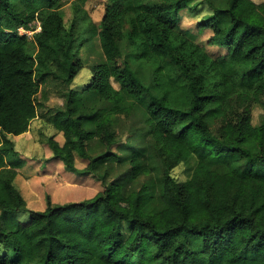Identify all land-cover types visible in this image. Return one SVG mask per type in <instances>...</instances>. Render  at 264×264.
Segmentation results:
<instances>
[{
  "label": "trees",
  "instance_id": "16d2710c",
  "mask_svg": "<svg viewBox=\"0 0 264 264\" xmlns=\"http://www.w3.org/2000/svg\"><path fill=\"white\" fill-rule=\"evenodd\" d=\"M70 1L67 28L60 9ZM85 1L0 0V264H264V118L253 122L254 107L264 108V2L197 0L208 8L199 26L213 28L209 44L227 49L212 57L177 26L196 0H104L99 24ZM35 23L32 36L19 31ZM93 41L104 61L78 90L79 52ZM53 91L63 103L51 109ZM85 92L112 107L95 109ZM136 103L164 166L159 210L147 211V185L125 193L112 182L92 198L14 218L27 207L14 184L22 160L10 136L44 116L64 136L63 144L49 137L54 156L78 170L79 154L89 160L81 171L106 182L100 162L121 157L112 151L115 117ZM93 140L100 156L88 148ZM137 150L132 178L151 171ZM214 156L229 158L224 171L209 167ZM190 159V176L177 180L172 170Z\"/></svg>",
  "mask_w": 264,
  "mask_h": 264
},
{
  "label": "rangeland",
  "instance_id": "374dc122",
  "mask_svg": "<svg viewBox=\"0 0 264 264\" xmlns=\"http://www.w3.org/2000/svg\"><path fill=\"white\" fill-rule=\"evenodd\" d=\"M255 1L264 2V0ZM189 6L193 9L187 8L181 12L177 23L178 29L203 45L212 57L225 54L227 52L225 47L210 45L208 42L213 34V28L199 26V23L208 13V8L199 4L197 0ZM104 7V0H86L83 4V9L87 12L88 17L98 24L104 14ZM60 13L64 18L66 27L70 28L75 17V5L72 1L65 4L60 9ZM39 29L40 24L35 23L34 29L24 30L20 28L19 31L32 36ZM79 57L82 69L75 77L72 87L82 90L91 81L93 65L104 61L99 42L93 41L85 44L79 52ZM113 84L116 88H120L116 81H113ZM84 95L88 104L96 105L95 109L97 106L101 109L112 107L110 103L98 105L100 102L95 93L85 92ZM131 101V98L127 97L125 103L128 104ZM62 103V95L57 91L51 92L47 106L52 109ZM146 116L145 106L142 103H136L128 115L120 114L115 117L113 126L118 134V142L112 147V151L121 157H110L100 162L98 172L105 174L106 171H109L106 182L97 174L81 171L89 163V160L82 158L79 154H76L78 170L68 169L61 158L54 156L49 144V137L54 136L60 144H63L64 136L61 132H57L44 116L33 119L26 133L10 136L17 152L16 157L22 160V166L16 168L17 175L14 184L26 201L27 207V211L15 213L14 218L19 221H26L30 218L29 211H43L49 203L59 205L92 198L104 189V183L112 182L121 183L125 193L147 185L154 195V200L150 203L147 211L159 210L162 207L160 195L163 187L164 166L150 143L148 128L145 124ZM263 118L264 108L255 106L253 122L258 124ZM87 127L93 129L94 126L92 123H87ZM136 147L142 165L149 167L151 171L137 178H132L129 155ZM88 148L94 157L105 152L104 148H100L99 143L97 144V140L91 141ZM228 161L229 158L227 157L214 156L209 160V167L224 171ZM194 163V159L182 162L172 170V174L177 180H186L191 174Z\"/></svg>",
  "mask_w": 264,
  "mask_h": 264
}]
</instances>
